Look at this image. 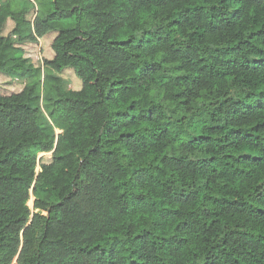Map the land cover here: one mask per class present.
Listing matches in <instances>:
<instances>
[{
    "label": "trees",
    "instance_id": "16d2710c",
    "mask_svg": "<svg viewBox=\"0 0 264 264\" xmlns=\"http://www.w3.org/2000/svg\"><path fill=\"white\" fill-rule=\"evenodd\" d=\"M0 73V264H264V0H4Z\"/></svg>",
    "mask_w": 264,
    "mask_h": 264
},
{
    "label": "rangeland",
    "instance_id": "374dc122",
    "mask_svg": "<svg viewBox=\"0 0 264 264\" xmlns=\"http://www.w3.org/2000/svg\"><path fill=\"white\" fill-rule=\"evenodd\" d=\"M35 1V0H34ZM3 3V2H2ZM1 4V3H0ZM33 12L27 15L28 19L33 18ZM14 22L8 18L5 22L1 35L5 36L8 40L16 42L15 36H10L8 33L12 29ZM56 35V32H51L43 37L39 38L37 42H23L17 43L16 45L21 47L23 50V56L26 63L32 64L35 67H43V59H51L53 56V51L50 47L51 42ZM62 79V88L66 94L71 90H78L81 87V80L74 74L71 68H66L59 73H56ZM27 79L21 77L18 74L7 75L0 73V95H9L11 93L19 92L24 86ZM56 132H60L56 130ZM51 159V152H40L37 155V166L35 171L40 170V164L47 163ZM31 200V204L29 201ZM33 200L34 197L30 194L27 205L33 210ZM37 211V210H36Z\"/></svg>",
    "mask_w": 264,
    "mask_h": 264
},
{
    "label": "crops",
    "instance_id": "0c3cea01",
    "mask_svg": "<svg viewBox=\"0 0 264 264\" xmlns=\"http://www.w3.org/2000/svg\"><path fill=\"white\" fill-rule=\"evenodd\" d=\"M4 0H0V3H2Z\"/></svg>",
    "mask_w": 264,
    "mask_h": 264
},
{
    "label": "bare ground",
    "instance_id": "6f19581e",
    "mask_svg": "<svg viewBox=\"0 0 264 264\" xmlns=\"http://www.w3.org/2000/svg\"><path fill=\"white\" fill-rule=\"evenodd\" d=\"M29 204H31V200L29 201Z\"/></svg>",
    "mask_w": 264,
    "mask_h": 264
}]
</instances>
